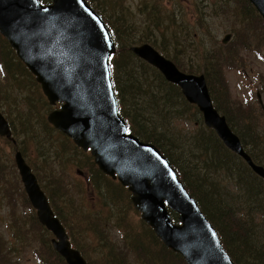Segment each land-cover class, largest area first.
<instances>
[{"label":"rangeland","instance_id":"374dc122","mask_svg":"<svg viewBox=\"0 0 264 264\" xmlns=\"http://www.w3.org/2000/svg\"><path fill=\"white\" fill-rule=\"evenodd\" d=\"M87 1L100 13L102 12L115 26L114 28H119L123 36L120 37L129 45L149 43L160 53L165 51L170 54L174 63L182 71L206 75L214 101L228 115L235 131L243 137L247 144L249 142L250 147H252L251 142L253 141L252 133L243 130L245 123L249 122L247 119L249 117L239 113L242 108H248V106L251 108L250 114L253 118L251 122L255 126V130L264 133V49L258 48L259 53H255L253 49H248V47L261 45L262 41L259 37L251 38V28H254L252 22H259V18L255 16V11L248 7L246 2L243 3L242 0ZM174 13L177 19L175 24L177 25L174 26L168 23L169 29L165 30L162 22L169 20V16L174 15ZM246 23L250 24L248 25L249 28ZM171 31L172 36L169 35ZM160 33H166V37L171 41L167 43L161 41ZM227 34L230 36L229 40L223 42ZM175 39L179 41L177 49L173 44ZM152 40H156V42L153 43ZM245 45H247L246 48L243 47ZM0 46H4L3 48L0 47V61H3L5 69L12 70L9 75H6V73L4 75V69L0 63V111L12 128L13 136L17 142V149L30 165L39 185L47 196H49L50 189H52L57 192L60 204L66 198L72 202V208L65 207L69 213L63 219L66 232L71 237H69L70 241L83 251L86 260L92 264H102L105 258L104 253L108 251V248H106V245L109 244L108 241L112 242L114 247L118 246V249L119 247L126 249V246H128L130 240L127 244L125 237H128L126 235L128 231L124 228L128 226L130 231L133 229L146 231L151 228L142 220L140 213L133 207L130 200L131 193L118 182L109 177L104 178V183L100 181L99 192L92 187L88 180V173L90 172L87 169L93 164L96 168L97 166L90 153L77 149L70 139L54 130L50 125L49 131L45 134L44 142L46 144L43 146L39 147L23 136L19 112L21 111L22 114L26 112L23 104L25 96L30 90L38 93V89L40 92L41 89L33 77H27L23 72L14 68L15 61H20L16 56L15 60L12 59L9 62L10 66L7 68L5 54L2 53L5 50L2 39H0ZM218 54L230 58L231 61L226 60L219 66H214L208 56ZM129 60H131L130 66L133 68L134 77L136 78L135 85H141L142 91L147 90L149 93H151V90H162L159 87V81L153 79V70L150 71V68H148V71L143 73L139 60L132 56ZM217 69L220 70L219 74L222 76L223 81H219L220 75L217 73ZM126 71H128L127 68ZM27 80H30V82L33 80L35 84L31 83L32 87L28 88V85L24 84ZM219 84L224 88H221ZM4 86L5 89L2 92ZM20 86L23 87L20 88ZM212 86L219 91L212 89ZM222 92L229 97L228 101L222 99ZM257 92L261 93L262 105L257 101ZM5 95H8V100H5ZM41 95L43 94L41 93ZM132 97L134 98L132 104L136 103L135 108L128 101V95L121 96L126 113L128 111L132 113L137 108L143 112L142 107L147 105L148 102L146 101L147 96L141 93L138 94L133 90ZM44 101L45 99H43ZM223 101L228 105L226 106ZM17 102L20 105L13 106ZM43 102L35 105L38 106L37 108L44 115L46 121L47 114L54 108H58L59 104H55V106L50 105L48 102L43 104ZM184 103L182 99L170 100L166 105L159 101L156 108L151 106L152 109L149 107L145 109V112H143L144 117L146 119L155 118V123L162 125L169 136L168 139L163 141V145L173 158L179 155L180 158H185L191 166L196 162H200V166L197 168L200 170L199 172L208 176V178L212 177L220 180L226 189L222 187V190L228 192H224L225 195L221 194L222 198H226L225 202H229L228 200L241 202L245 194L235 175L229 173L228 177L225 171L220 170L219 166H214L209 171L204 166L202 159L204 154L201 153H204L203 147L207 146L210 150H213V145H217V143L209 139V137H212L210 136L211 129L203 124L202 115L198 109L187 108ZM231 105L234 106L233 114H230V109L226 108ZM184 108L188 111L183 112ZM163 113L167 114L168 117L164 118ZM34 118L36 119L37 116ZM134 125H138V121ZM36 128L44 129L38 124ZM211 131L214 133L213 130ZM38 135L41 136L40 133ZM201 135L206 139L198 144L197 140L200 139ZM169 140L174 141V144L170 145ZM66 142L68 145H71L69 142L72 143V150L65 149ZM206 142H210V144ZM253 143L261 148L259 151L260 156H257V159L263 160L262 165L264 166V139L260 143ZM37 146L44 153L49 154L47 159L51 167H48L47 164L44 168L41 167L42 158L40 159L37 156L40 151ZM14 151L12 143L0 137V164H2L0 166V262L2 264H42L36 252H45V238H52L53 235H47L41 228L42 225L40 226V223L36 220L37 224L33 218L35 212L27 200L19 172L15 166ZM57 152H59V155ZM209 156H211L210 151ZM196 159L198 160L195 161ZM183 167L186 171V167ZM49 175L54 181L51 180ZM85 177H87V180ZM106 180L113 184H107ZM111 185L117 191L120 190L119 186H121V196L118 195L120 192L114 195L111 193ZM217 189L221 191L219 186ZM100 193L103 194V197L99 195ZM247 203L250 205V201L238 203V206L241 207L238 210L247 209L243 206ZM56 207L57 205H53L52 208ZM83 208L100 215L97 218L101 219L96 218L97 220L94 221L97 223V227L93 226V223H79L80 215L84 212ZM258 208L262 211L255 210L252 221L260 225L264 224V210ZM239 213L245 214L246 211L242 210ZM124 222L127 226H124ZM131 234L129 238H131ZM225 238L227 241L226 235ZM42 245L45 246L44 249L41 247ZM247 259L249 260V258ZM242 261L246 262L244 258H242ZM135 262L137 263L136 260Z\"/></svg>","mask_w":264,"mask_h":264},{"label":"water","instance_id":"95a60500","mask_svg":"<svg viewBox=\"0 0 264 264\" xmlns=\"http://www.w3.org/2000/svg\"><path fill=\"white\" fill-rule=\"evenodd\" d=\"M249 2L264 20V0ZM0 34L34 75L48 102H62L47 115L48 122L82 150L90 149L98 168L127 187L133 207L167 248L180 254L186 264H235L169 160L154 144L125 131L109 64L115 43L102 18L85 0H51L48 4L0 0ZM130 50L179 86L185 99L201 111L204 124L264 178V167L252 161L225 116L213 106L203 74L180 71L146 43ZM0 136L13 140L1 112ZM14 161L39 223L54 235L53 249L66 264H87L71 246L19 151ZM170 211L177 214L178 223L172 222Z\"/></svg>","mask_w":264,"mask_h":264},{"label":"trees","instance_id":"16d2710c","mask_svg":"<svg viewBox=\"0 0 264 264\" xmlns=\"http://www.w3.org/2000/svg\"><path fill=\"white\" fill-rule=\"evenodd\" d=\"M42 1L47 2L49 0H42ZM242 2L243 3L246 2L247 6L250 7L253 11H255V16L259 18V22H252L254 28H251L252 31L251 38L252 39L255 37L261 38L262 41L261 45L258 44L256 45V47H248V49H253L255 53L256 52L259 53V51L257 50L258 48L264 49V22L261 19L260 15L254 9V7L248 2V0H242ZM175 17L176 14L174 13V15L169 16V20H165L164 22H162L164 23L165 30L169 29L168 23H171L174 26L177 25L175 24L177 22V19ZM106 22L112 33V37L116 43V52L110 58L112 82L116 97L118 99L120 113L127 120L130 131L139 138H141L142 140L145 141L149 140L147 142H151L155 146H157L158 149L168 158V160L170 161V163L178 173V176L180 180L183 182L187 191L197 201L202 212L214 225L224 248L226 249L230 257L233 259V261L236 264H264V224L258 225V223L252 221L253 212H255V210L262 211L258 207L264 210V186H263L264 180L258 177L256 174H254L240 157L230 152L225 146H223V144L220 142V140L215 136V134L211 130H210V136L212 137H209V139L216 141L217 145L216 144L213 145L214 146L213 150H210V148H208L207 146L203 147L204 153L201 152L202 154H204L202 157L203 164L207 168V171L211 170L214 166H219L220 170L225 171V174L228 177H229V173L235 175L238 179V183L241 184L240 187L243 188V193L245 194L241 202H236L235 200H228L229 202H225L226 198H222L221 194L225 195L224 192H227L225 191L226 189L223 187L220 180L212 177L208 178V176L202 175L201 172H199L200 170L197 168L200 166V162L198 163L196 162V164L191 166L189 165V163L186 162L185 158H180L179 155L173 158L172 155L164 148L163 141L168 139L169 136L162 128V125L161 124L158 125L157 123H155V118L146 119L144 117L143 112H145V109L147 107L151 109L152 107L156 108V106H158L159 101H161L163 105H166L170 100L173 99L176 100L182 99L185 102L184 104H186L187 108L191 107L193 109H196V107L186 102L177 85L168 82L155 68L147 64L145 61L137 58L133 54V52L129 49L131 45H129L128 42H126L123 38H121L123 36L121 35L119 28H114L115 26L111 23L109 19H106ZM248 25L250 24L246 23L247 27ZM169 35L170 36L173 35L172 31L170 32ZM160 36H161V41L165 43L171 41L166 37V33H160ZM0 39H2L5 45V50L2 49L3 50L2 53L5 54V60L7 61L8 64L7 68H9L10 66L9 62L12 59L15 60L16 54L4 37L0 35ZM152 42L155 43L156 40H152ZM178 42L179 41H177L176 39L173 42L175 49L178 48ZM0 47L3 48L4 46H0ZM243 47L246 48L247 45ZM162 53L164 56L172 60L170 54L166 53L165 51ZM221 55L220 54L210 55L208 56V59L212 61L214 66H219L221 63H223L226 60L231 61L230 58L223 57ZM130 56L135 57L137 60H139L140 66L143 68V73H146L148 71V68H150L149 69L150 71L153 70L155 72L154 75V72L152 71L154 76L153 79L159 81L160 84L159 87H161L162 90L159 89H157V91L151 90V93H149V91L147 90L142 91L141 85H135L136 78L134 77L133 68L130 66V62H131V60H129ZM0 63L2 65V68L4 69V75L5 73L6 75L7 74L9 75L12 72V70L5 69L4 68L5 65L3 61H0ZM14 68H16V70H19L20 72H23V74H25L27 77L28 76L33 77V75L28 71V69L21 61H15ZM126 68L128 69V71H126ZM216 71L218 74L220 73V70L217 69ZM204 76L206 78V75ZM220 76H219L220 78L219 81L222 80L221 79L222 76L221 77ZM31 83L35 84L33 80H31V82L30 80H27L24 84H27L28 88H31L32 87ZM206 83L210 92V87L208 85L207 79H206ZM21 87L23 86H20V88ZM4 89L5 86L2 87V92L4 91ZM212 89H214L215 91H219L218 89H215L214 86H212ZM133 90H135L136 93L138 92V94L141 93L147 96L146 101L148 102L147 105H144L142 107L143 112L139 111V109L137 108V110L134 111L131 110L133 114L129 111L128 113H126L125 106L123 104L121 96L128 95L129 96L128 101H130V104H132V101L134 99L132 97ZM41 93L42 91L40 92L39 89H38V93L35 92L34 90H30L25 96L26 98L24 97L25 99L23 104H24V108H26V112L23 114L21 113V111L19 112L20 114L19 121H20V126H22V133H24L23 136L32 143L34 142L35 145H38L39 147L46 144L44 142L45 134L49 131L50 128L49 124L44 120L45 119L44 115L40 113V110L37 108L38 106L35 105L36 103H42L43 99H45L44 95H41ZM211 97L214 106L217 108V110H219L222 114L225 115L232 130L239 136L243 147L245 148V150H247L246 152L250 155L252 160L257 164H262L263 160L260 161L257 159V156H260L259 151L261 148H259L260 146L256 145L253 142H258V143L262 142L264 139V133L255 130V126H253V123L251 122L253 120L250 114L251 108H249V106L248 108L244 107L241 109V112L239 113H242V115L245 117H249L247 118L249 122L245 123V128L243 130L252 133V137H253V141L251 142L252 147L249 146V142L247 144L246 141L243 139V137L240 134H238L237 131H235V128L230 122L228 115L223 110H221L218 104L214 101L212 95ZM4 98L5 100H8V95H5ZM222 99H224L225 101L227 99L228 101L229 97L224 92H222ZM46 103L47 101L45 99L43 104ZM225 104L226 106L228 105L227 103ZM17 105H20V103L17 102V104L13 106L17 107ZM135 105L136 103L132 104V107L135 108ZM40 106L42 107L43 105L41 104ZM226 108L230 109V114H233L232 111L234 109V106L231 105ZM184 111H188V110L184 108L183 112ZM35 116H37L36 119L34 118ZM166 117H168L167 114H164V118ZM36 120L38 121L37 123ZM137 121H138V125H134V123H136ZM37 124L40 127H43L44 129L36 128ZM39 133L41 134V136L38 135ZM180 138H182V136H180ZM205 139L206 138H204V136L201 135L200 139L197 140L198 144L199 143L201 144L200 141ZM168 142L170 143V145L174 144V141L172 140H169ZM69 143L71 145H68L67 142L64 145L66 150L67 149L72 150L73 148L72 143L71 142ZM206 143L210 144V142H206ZM39 147L38 149H40ZM171 149L173 150L172 147ZM209 151L211 153V156H209ZM57 153L59 155V152ZM48 155L49 154L44 153L41 149L37 153V156H39L40 159L42 158L41 160L42 168H44L46 164L48 167H51V164L47 159ZM197 160L198 159H196L195 161ZM1 165L2 164H0V166ZM183 166L186 167V171L184 170ZM87 171L90 172L88 173L89 182L91 183L92 187L97 192H99L100 181L104 183V178H109V177L103 174L100 170H98L94 166V164L88 167ZM49 176L51 177V175ZM51 180H53L52 177ZM115 182L117 181L115 180ZM106 183L113 184L107 182V180ZM218 186L221 188V191L217 189ZM222 187L225 190H222ZM119 188L120 190L117 191L116 189H113V185H111V193L114 195L115 193L118 194L120 192L118 195L121 196L122 188L121 186H119ZM99 195L103 197V194L100 193ZM48 198L51 204L57 205V207L54 208V211L56 215L61 219L64 227L66 228L63 219L66 217V215H68L69 212L68 209L65 207L72 208L71 206L72 202L66 198V200H64V202L60 204V201L58 200L59 196L57 192L52 189H50ZM245 201H250V205L248 203L246 205H243L244 207H247V209L244 208L242 209L245 210L246 213L240 214L239 212L242 210H238L241 209V207L238 206V203L240 204ZM80 216H81L79 221L80 224L93 223V226L95 227H97V223H95L94 221H96L97 219L98 220L101 219V218H97L100 215H96L92 212V210H88V209H85L83 214ZM33 218L35 219V221L37 220L34 214H33ZM172 218L175 221L176 215L173 213H172ZM124 226H127L125 222H124ZM41 228L45 231L47 235H50V232L47 231L43 226H41ZM124 229H127L128 231L126 234L128 237H125L127 244L128 241L130 240L128 246H126V249L128 251L121 247H119L118 249L117 248L118 246L114 247L113 243L108 241L109 244L108 246L106 245L108 251L104 253L105 258L104 261H102V264H185V262L183 261L182 257L179 254L171 251L169 248L163 245V243L159 240V238H157L156 235L153 233L152 229H148L146 231L133 229L132 231H130L128 226L127 228ZM130 234H131V238H129ZM224 234L226 235L228 242L226 241ZM45 240H46L45 252H41V251L40 253L36 252L41 263L66 264L63 258L58 253H56L53 250V248H51L49 244L50 238L46 237ZM72 245L76 247L73 243ZM45 246L42 245L41 247L44 249ZM76 248L86 259V256L84 255L83 251L80 250L78 247ZM242 258H244L246 262H243ZM247 258H249V260ZM135 260L137 261V263L135 262ZM86 261L88 264H92L88 260ZM0 264L2 263L0 262Z\"/></svg>","mask_w":264,"mask_h":264},{"label":"flooded vegetation","instance_id":"af4514ba","mask_svg":"<svg viewBox=\"0 0 264 264\" xmlns=\"http://www.w3.org/2000/svg\"><path fill=\"white\" fill-rule=\"evenodd\" d=\"M259 97V96H258ZM7 122H8V120H7ZM8 125H9V127H10V130H11V132H12V128H11V126H10V124H9V122H8ZM12 135H13V133H12ZM13 138V140H11L12 141V145L14 146V149L16 150V151H19L18 149H17V142H16V139H15V137L13 136L12 137ZM78 149V148H77ZM20 152V151H19ZM86 152H88V151H86ZM21 153V152H20ZM233 153V152H232ZM21 155H22V153H21ZM23 156V155H22ZM80 172V171H79ZM86 178V180H87V177H85Z\"/></svg>","mask_w":264,"mask_h":264},{"label":"snow or ice","instance_id":"6c2138e0","mask_svg":"<svg viewBox=\"0 0 264 264\" xmlns=\"http://www.w3.org/2000/svg\"><path fill=\"white\" fill-rule=\"evenodd\" d=\"M125 131H127V129H125Z\"/></svg>","mask_w":264,"mask_h":264}]
</instances>
